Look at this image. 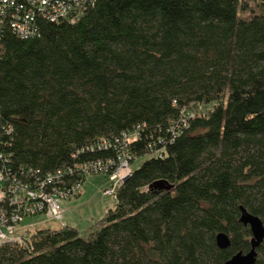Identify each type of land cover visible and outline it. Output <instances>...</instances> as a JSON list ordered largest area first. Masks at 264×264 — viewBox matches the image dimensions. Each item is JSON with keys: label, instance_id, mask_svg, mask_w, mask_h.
Listing matches in <instances>:
<instances>
[{"label": "trees", "instance_id": "1", "mask_svg": "<svg viewBox=\"0 0 264 264\" xmlns=\"http://www.w3.org/2000/svg\"><path fill=\"white\" fill-rule=\"evenodd\" d=\"M20 1L0 7V221L28 215L15 186L71 193L93 163L112 173L124 148L131 166L144 160L93 230L55 219L1 241L0 264H223L248 252L240 207L264 223V0H73L65 16ZM30 10L21 34L13 24ZM160 179L174 188L151 187ZM257 251L264 264V242Z\"/></svg>", "mask_w": 264, "mask_h": 264}, {"label": "built area", "instance_id": "2", "mask_svg": "<svg viewBox=\"0 0 264 264\" xmlns=\"http://www.w3.org/2000/svg\"><path fill=\"white\" fill-rule=\"evenodd\" d=\"M33 6H39L40 11L42 12H51V10H55L57 8L60 11V14L65 16L68 14L71 9H73L72 5L73 0H66L68 4H66L63 8H59L57 3L53 2V0H30ZM76 1V0H74ZM57 2V1H56ZM62 4V3H61ZM6 7L7 9L15 8L16 11L18 7L22 8L25 7L24 3L20 0H0V7ZM30 14L25 13L23 15V19L16 20L13 24L14 28H17L18 32L21 34H28L31 26V22L33 20V12L30 10ZM17 15V14H16ZM18 16V15H17ZM106 144V141H103ZM129 151L127 148H124L123 151L119 154V163L116 169L109 173V178L112 182V187H108L106 190L112 196L116 194V188L131 174L132 166L130 165L129 161ZM107 163L114 164V162L107 160ZM103 163L96 162L91 164V167L86 171L87 175L92 173H105L102 169ZM51 181V180H50ZM0 183L3 185L4 180L3 177L0 175ZM83 186L77 185L76 189H74L71 193L65 192L64 190H55L53 193L46 192L43 190H38L36 192L29 191L27 186H15L13 189L15 192V198L12 200L14 204L18 203H26V211L28 213L27 216L30 214L40 215L46 214L49 215L50 218L53 219H62L63 213L62 210L64 206L62 205L64 202L63 200H71L72 198L76 197L80 192L83 191ZM21 194V195H20ZM5 197V190L3 188L0 189V200ZM27 216H18L15 219L16 224H6V222L0 221V242L3 240H21V235L16 231V225L20 220L24 219Z\"/></svg>", "mask_w": 264, "mask_h": 264}, {"label": "rangeland", "instance_id": "3", "mask_svg": "<svg viewBox=\"0 0 264 264\" xmlns=\"http://www.w3.org/2000/svg\"><path fill=\"white\" fill-rule=\"evenodd\" d=\"M193 113L195 112L193 111ZM143 160L144 158L137 159L132 167L140 166ZM111 184L108 174H90L83 185L81 196H76L70 201L63 200V222L77 228L82 234L93 230L95 222L117 204L114 196L106 192ZM58 220L50 218L46 214L27 216L17 223L16 231L20 235H28L29 232L38 228H59L63 223Z\"/></svg>", "mask_w": 264, "mask_h": 264}, {"label": "water", "instance_id": "4", "mask_svg": "<svg viewBox=\"0 0 264 264\" xmlns=\"http://www.w3.org/2000/svg\"><path fill=\"white\" fill-rule=\"evenodd\" d=\"M151 187L159 190H171L174 184L166 179L156 180ZM240 221L249 226L252 232L251 249L248 252L239 251L223 264H256L258 258V247L264 242V223L262 219L250 213L244 206H241ZM219 248H228L231 239L225 232H220L216 236Z\"/></svg>", "mask_w": 264, "mask_h": 264}]
</instances>
